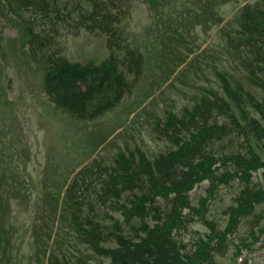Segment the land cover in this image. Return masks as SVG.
Wrapping results in <instances>:
<instances>
[{"label": "rangeland", "instance_id": "374dc122", "mask_svg": "<svg viewBox=\"0 0 264 264\" xmlns=\"http://www.w3.org/2000/svg\"><path fill=\"white\" fill-rule=\"evenodd\" d=\"M245 5L260 7L261 0H124V38L143 55V70L138 79L128 77L130 90L122 101L93 121L72 118L48 102L41 89L40 54V64L28 61L19 48L18 26L0 14V84L5 88L0 94V264H109L78 238L71 224L74 207L65 202V189L77 180L75 196L93 205L94 213L90 216L86 208V214L100 227L122 221L120 213L108 210L95 194L101 168L113 166L120 152L135 147L149 160L175 148L161 133L167 113L180 118L184 109L191 110L210 92L227 99L217 73L231 78L233 87L240 82L260 99L230 42ZM60 36L56 50L71 63L97 65L110 54L97 33L81 30L68 36L62 31ZM51 46L44 52L51 53ZM88 168L93 174L85 173ZM257 176L264 187V176ZM12 185L19 191L4 193ZM206 187L204 183L190 193L193 203ZM236 189L221 188L210 200L204 218L216 222L219 232L227 227L223 212ZM120 199H125L124 193ZM263 209L261 204L255 212ZM208 230L195 217L181 235L185 251L191 252L194 239ZM244 231L242 222L230 243L238 242ZM235 244L216 252L215 264H235ZM242 260L238 264H264V236L251 252H243Z\"/></svg>", "mask_w": 264, "mask_h": 264}, {"label": "trees", "instance_id": "16d2710c", "mask_svg": "<svg viewBox=\"0 0 264 264\" xmlns=\"http://www.w3.org/2000/svg\"><path fill=\"white\" fill-rule=\"evenodd\" d=\"M0 5L13 12L33 46L42 40L51 42L55 30L73 36L81 29L106 33L110 54L98 65L70 64L57 56L55 45L40 58L42 91L48 102L79 120L93 121L114 109L130 90L128 77L138 79L143 70V56L126 39L120 45L124 0H0ZM242 11L240 27L230 42L260 99L240 82L233 87L231 78L217 73L227 99L210 92L191 110L184 109L180 118L167 113L161 133L175 148L154 160L136 147L120 152L113 166L101 170L103 179L95 194L108 210L118 211L122 221L100 227L90 217L93 205L75 196L77 180L68 188L67 198L75 205L71 224L78 238L110 264H215V253L232 243H236V263L244 251L249 253L261 243L264 209L255 210L264 204V187L257 177L260 171L264 175V158L259 154H264V0L260 7L245 5ZM32 57L38 63L34 53ZM203 181L208 182L206 197L191 205L187 193ZM221 186L237 189L223 212L227 227L219 232L217 223L204 216L208 200ZM18 189L12 185L4 193ZM193 215L202 218L209 233L196 238L191 253L180 239ZM242 222L245 231L237 236L238 242L230 243ZM112 242L114 247L104 246Z\"/></svg>", "mask_w": 264, "mask_h": 264}]
</instances>
